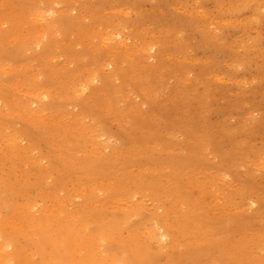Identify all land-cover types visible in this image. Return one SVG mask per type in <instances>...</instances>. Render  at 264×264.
Listing matches in <instances>:
<instances>
[{"label": "rangeland", "instance_id": "obj_1", "mask_svg": "<svg viewBox=\"0 0 264 264\" xmlns=\"http://www.w3.org/2000/svg\"><path fill=\"white\" fill-rule=\"evenodd\" d=\"M198 1L201 7L196 11L191 9L195 2L189 0V7L175 0L7 2L21 10L18 13H26L25 18L15 19L22 36L38 25L37 4L42 3V11L46 7L41 20L44 26L68 13V27L44 40L45 58L57 69H77L83 78L97 73L99 80L84 97L99 95L96 101L100 104L87 105L84 114L100 116L99 124L111 139L106 155L115 156V167L126 163L124 190L129 192L143 184L136 200L144 199L147 208L159 214L170 211L166 228L174 246L135 264H189L183 260L188 250L206 253L209 260L202 264H210L222 249L217 237L236 247L240 255L234 261L224 256L217 264H251L252 260L264 264V0ZM55 2L52 10L57 11L47 12V5ZM67 7L70 10L64 11ZM93 12L97 13L96 20ZM111 15L127 22L122 29L123 35H129L124 47L118 48L122 40L118 37L106 40L101 47L104 31L109 28L105 17ZM78 17H82V24L94 27L96 33L91 36L96 39L75 37L81 25ZM24 20L25 27L21 24ZM134 26L141 32L134 33ZM135 40L153 45L150 54L154 57L148 63L154 68L150 72L145 71L146 62L137 60L133 66L128 60V47ZM5 44L8 68L0 71L3 97L19 94L22 86L29 88L31 76L40 71V81L50 91V99L73 118L79 116V108L70 106L64 93L54 99L63 75L57 77L38 61L36 54L43 46L32 49L28 42ZM67 62L70 64L65 67ZM112 65L117 68L116 78L103 86L100 79ZM108 103L111 110L106 109ZM85 121L91 123L87 118ZM25 126L26 121L21 120L16 127ZM54 130L59 132L60 127ZM29 131L34 135L35 130ZM197 134L208 138L207 145L197 146ZM67 136L71 139L70 134ZM77 142L83 149V140ZM64 145L55 136L49 142L42 140L40 147L46 156L52 150L65 155ZM15 167L19 164L6 162L0 168L4 202L19 204L36 191L53 189L40 183L34 173L26 177L17 173L15 182ZM173 176L178 179L167 184ZM24 178L34 186L27 185L31 195L15 197V183ZM157 187L168 190L169 195L176 194L177 204L167 197L161 199ZM245 191L250 195H244ZM247 197L254 203L246 201ZM145 214L149 218L150 210ZM106 215L111 217L108 212ZM202 228L213 231L194 241V234ZM26 247L31 250L32 245L27 243ZM14 261L27 263L24 255Z\"/></svg>", "mask_w": 264, "mask_h": 264}, {"label": "bare ground", "instance_id": "obj_2", "mask_svg": "<svg viewBox=\"0 0 264 264\" xmlns=\"http://www.w3.org/2000/svg\"><path fill=\"white\" fill-rule=\"evenodd\" d=\"M7 1L9 0L0 1V71L8 68L5 66L7 62L4 63L8 60L5 43L16 41L19 45H24L28 42L32 49L41 48L49 35L60 33L61 28L69 25L66 19L68 13L46 26L42 25L46 7L42 11L41 3L36 5L35 17L38 25H34L30 33L22 36L17 32L19 27L15 19L25 18L26 13H18L21 10ZM175 1L186 7L190 4L188 0ZM189 1L195 2L192 10L196 11L201 7L198 0ZM53 4L56 2L47 5V12L51 14L57 11L52 10ZM260 6L259 4L258 8ZM69 10V7L64 9ZM96 14L92 13L93 20H96ZM78 18L81 25L76 31V38L85 35L90 37L96 33L94 27L84 23L83 25L82 17ZM105 20L109 28L104 31L106 37L101 41V47L105 45L106 40H114L117 37L122 38L117 43L118 48L124 47L129 40V35L122 34L126 20L114 19V15L106 16ZM21 24L25 27L27 21L24 20ZM55 24L58 26L54 27ZM135 31L141 32L134 26L133 32ZM91 38L96 39L95 36ZM152 46L135 40L128 47V60L131 65L137 66L142 60L141 62L148 64L145 71L150 72L154 68L148 63L149 59L154 57L150 54ZM45 56L43 46L36 54L38 61H43L50 73L56 74L57 77H60L59 74L63 75L62 83L55 89L54 99L61 98L64 93L69 105L79 108V116L73 118L50 99V91L40 81V71L31 76L30 87L22 86L17 95L9 94L3 97L0 90V168L6 162L12 166L18 163L19 167L13 169L15 182H18L17 173L24 174V177L34 173L40 183L53 186V189L39 190L31 195L27 189V178H24L21 183H15L13 189L15 197L31 195L27 196L24 202L6 203L0 196V264H17L14 260L21 255L31 264H135L174 246L166 228V218L170 211L159 214L155 209H148L144 199L136 200L137 190L142 189L143 184L129 192L124 190L128 175L126 163L115 167V156L108 158L106 155L105 150L110 147L111 139L107 129L99 124L100 116L91 112L89 115L84 114L87 105L100 104L97 102L99 95L95 96L93 93L91 99L84 97L85 91L99 80L97 73L89 79L83 78L77 73V69H57ZM67 64L70 62H67L65 67ZM116 69L112 65V70L108 71L103 79L101 77L103 86L107 81L111 82L116 78ZM2 87L0 79V88ZM109 105L110 103L106 105V109L111 110L113 107ZM86 118L90 124L86 123ZM21 120L26 121V126L17 128V123ZM55 126L60 127V133L54 130ZM29 128L35 130L34 135L30 133ZM68 134L71 136L69 140ZM55 136L65 144L66 154L52 150L46 156L41 151V141L49 142ZM78 139L85 143L83 149L79 147ZM194 139L197 146L201 143H204L203 146L207 145L206 136L197 134ZM185 162L192 164L189 159ZM176 179L177 176L169 178L167 184ZM157 191L163 196L161 199L167 197L177 204L176 194L169 195L168 190L160 187H157ZM249 193L245 191L244 195L248 196ZM246 201L254 203L255 200L247 197ZM146 210H150L149 218L145 214ZM106 212L110 214V218H107ZM208 230L213 231L203 229L193 233L194 241L200 235H206ZM216 239L221 243L222 249L210 264H217L224 256L233 261L239 260L240 255L236 247L220 237ZM27 243L32 245L31 250L26 247ZM183 255V260L189 264H202L209 260L206 253L198 250H188ZM252 262L251 264H261L260 260ZM244 264L249 263L245 261Z\"/></svg>", "mask_w": 264, "mask_h": 264}]
</instances>
